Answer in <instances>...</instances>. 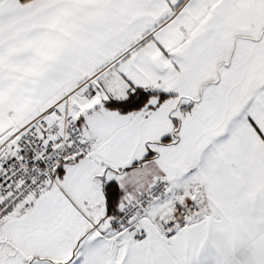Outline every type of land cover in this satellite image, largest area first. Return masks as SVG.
I'll return each instance as SVG.
<instances>
[{"label": "snow or ice", "instance_id": "obj_1", "mask_svg": "<svg viewBox=\"0 0 264 264\" xmlns=\"http://www.w3.org/2000/svg\"><path fill=\"white\" fill-rule=\"evenodd\" d=\"M25 2V0H21ZM134 44L0 114V264H264V0H146Z\"/></svg>", "mask_w": 264, "mask_h": 264}, {"label": "crops", "instance_id": "obj_2", "mask_svg": "<svg viewBox=\"0 0 264 264\" xmlns=\"http://www.w3.org/2000/svg\"><path fill=\"white\" fill-rule=\"evenodd\" d=\"M157 14L146 0H0V114L20 119L46 107L127 50ZM261 234L257 215L252 240ZM240 235L210 234L194 264H245Z\"/></svg>", "mask_w": 264, "mask_h": 264}]
</instances>
